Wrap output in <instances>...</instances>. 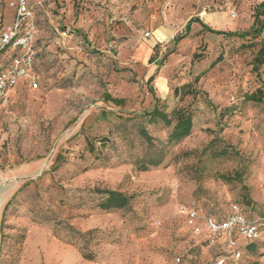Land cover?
Returning <instances> with one entry per match:
<instances>
[{
  "label": "rangeland",
  "instance_id": "374dc122",
  "mask_svg": "<svg viewBox=\"0 0 264 264\" xmlns=\"http://www.w3.org/2000/svg\"><path fill=\"white\" fill-rule=\"evenodd\" d=\"M30 2L41 82L37 89L20 84L0 101V250L5 206L33 179L62 217L101 235L90 245L68 243L53 222L30 220L24 202L7 217L14 228L5 229L26 230L16 264H213L225 236L205 243L206 229L193 233L178 208L228 212L235 201L263 228L238 264H264V102L245 98L264 89V65L259 74L252 69L264 45V0ZM13 17L1 2V26ZM163 104L169 114L189 106L194 128L161 165L139 170L147 147L140 128L160 140L170 131L164 120L143 119ZM236 172L230 181L221 177ZM59 184L136 197L132 207L106 210L98 195L58 192ZM87 248L93 259L82 256Z\"/></svg>",
  "mask_w": 264,
  "mask_h": 264
},
{
  "label": "trees",
  "instance_id": "16d2710c",
  "mask_svg": "<svg viewBox=\"0 0 264 264\" xmlns=\"http://www.w3.org/2000/svg\"><path fill=\"white\" fill-rule=\"evenodd\" d=\"M261 13L255 14V19L260 17ZM38 39V38H37ZM37 46V40H36ZM38 48V47H37ZM38 56V52H37ZM264 65V45L258 50L257 54L253 59V71L257 74L260 73L262 66ZM36 70L40 74V70L38 68V64L36 62ZM199 76L195 77V81H198ZM41 82V81H40ZM191 84L184 83L179 87H175L174 94L178 96L181 94L182 89L189 87ZM22 86L29 85L24 82ZM19 87V86H18ZM17 87V88H18ZM30 88V87H29ZM190 93V92H187ZM245 98L250 101L256 102H264V89L261 86H258L255 90L251 92H246ZM1 101V100H0ZM168 105L163 104L161 106H156L149 112L145 114L143 119L148 124L157 123L160 120H164L168 127H170V131L168 132L167 138L165 140H160L155 136L151 135L147 128L141 127V135L147 141V147L145 153L136 161L137 168L139 170H149L151 167L159 166L163 163L166 158V154L168 148L174 144L179 143L181 140L189 136L194 128V112L189 106H181L175 108L172 114H169L167 111ZM87 147L90 153H95L98 149L94 145V143L87 139ZM96 155H98L96 153ZM58 166V165H57ZM240 172H236L234 175L230 174H221L225 180H232L236 177ZM35 183V188H31V185ZM58 192H67L73 191L77 193L89 192L91 194H95L99 196L100 202L99 207L106 210L111 209H125L132 207L133 201L135 200L134 194H128L123 191L111 188H67L61 184L57 186ZM47 189L42 188L39 184L31 179L27 181L24 185H22L10 198L8 203L5 206L3 218H2V246L0 250V257L2 254L7 256L6 264H16L19 260V254L22 250V244L26 238V230L25 228H18L16 232H5L6 228L13 229L14 227L10 224H7V217L9 215H18L20 212L21 206L24 202H29V215L30 220L34 222H53V232L56 236L63 239L64 241L71 244H80L86 243L90 245L93 241H98L100 239L101 230L98 228H91L86 231H82L77 228L73 223L69 221L68 217H62L59 214L58 208H55L51 203V200L45 199V194L47 193ZM54 198V196L50 195L49 198ZM239 204L243 211L250 217L251 219H255L246 208V205L233 202L232 204ZM196 207L194 205H189ZM230 206V208H231ZM202 214L213 215L218 218H224L230 212H224L221 209H217L214 212L208 213L203 212L202 209L196 207ZM261 240V239H260ZM260 240L246 242L243 245L244 254L249 252L255 245H257ZM205 243L209 244L210 239L205 238ZM81 254L84 258L93 259L96 255L95 253L87 248L86 250H81ZM243 254V256H244ZM243 258V257H242ZM230 264V263H229Z\"/></svg>",
  "mask_w": 264,
  "mask_h": 264
},
{
  "label": "built area",
  "instance_id": "2783aa9c",
  "mask_svg": "<svg viewBox=\"0 0 264 264\" xmlns=\"http://www.w3.org/2000/svg\"><path fill=\"white\" fill-rule=\"evenodd\" d=\"M13 10L14 17L6 26L0 24V100L6 101L20 84L26 82L31 89L40 86V74L36 70L37 26L35 13L30 0H0ZM237 12H233L236 16ZM62 36L67 30L60 31ZM150 34L149 31L146 33ZM185 222L195 234L206 229L209 244L217 236H225L221 248L215 252L213 264H238L242 259L243 245L263 237L262 223L251 219L242 207L232 204L224 218L202 214L196 207L181 204L178 208ZM240 239L242 242H240ZM180 260V258H177Z\"/></svg>",
  "mask_w": 264,
  "mask_h": 264
},
{
  "label": "crops",
  "instance_id": "0c3cea01",
  "mask_svg": "<svg viewBox=\"0 0 264 264\" xmlns=\"http://www.w3.org/2000/svg\"><path fill=\"white\" fill-rule=\"evenodd\" d=\"M7 9L9 10L10 8L7 7ZM11 13H14L13 10L11 9ZM162 78V82L164 81V77H161Z\"/></svg>",
  "mask_w": 264,
  "mask_h": 264
}]
</instances>
